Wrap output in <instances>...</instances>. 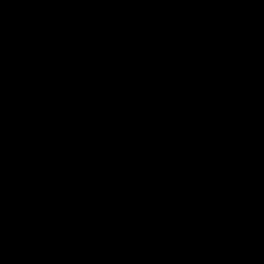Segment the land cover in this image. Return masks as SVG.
<instances>
[{
	"label": "water",
	"instance_id": "1",
	"mask_svg": "<svg viewBox=\"0 0 264 264\" xmlns=\"http://www.w3.org/2000/svg\"><path fill=\"white\" fill-rule=\"evenodd\" d=\"M140 264H264V0H173Z\"/></svg>",
	"mask_w": 264,
	"mask_h": 264
}]
</instances>
